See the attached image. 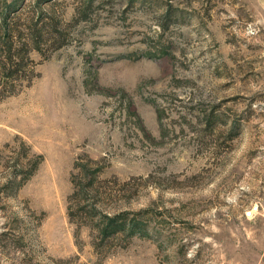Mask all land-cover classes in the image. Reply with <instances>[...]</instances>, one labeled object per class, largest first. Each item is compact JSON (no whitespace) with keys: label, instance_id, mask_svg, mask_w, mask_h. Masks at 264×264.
I'll use <instances>...</instances> for the list:
<instances>
[{"label":"rangeland","instance_id":"rangeland-1","mask_svg":"<svg viewBox=\"0 0 264 264\" xmlns=\"http://www.w3.org/2000/svg\"><path fill=\"white\" fill-rule=\"evenodd\" d=\"M0 264H264V0H0Z\"/></svg>","mask_w":264,"mask_h":264},{"label":"trees","instance_id":"trees-1","mask_svg":"<svg viewBox=\"0 0 264 264\" xmlns=\"http://www.w3.org/2000/svg\"><path fill=\"white\" fill-rule=\"evenodd\" d=\"M105 225L102 226L100 232L104 237L113 236L119 233H126L127 236H142L144 225L138 222H132L127 219L123 213L114 215L113 217H104Z\"/></svg>","mask_w":264,"mask_h":264},{"label":"built area","instance_id":"built-area-1","mask_svg":"<svg viewBox=\"0 0 264 264\" xmlns=\"http://www.w3.org/2000/svg\"><path fill=\"white\" fill-rule=\"evenodd\" d=\"M244 217L247 218V219H250L253 217V211L251 210H248L244 213Z\"/></svg>","mask_w":264,"mask_h":264}]
</instances>
